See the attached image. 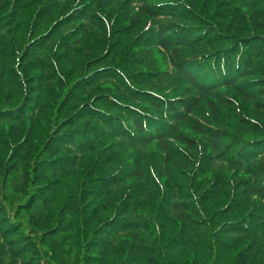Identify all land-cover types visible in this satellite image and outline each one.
I'll return each instance as SVG.
<instances>
[{
	"label": "trees",
	"instance_id": "16d2710c",
	"mask_svg": "<svg viewBox=\"0 0 264 264\" xmlns=\"http://www.w3.org/2000/svg\"><path fill=\"white\" fill-rule=\"evenodd\" d=\"M0 242L264 264V0H0Z\"/></svg>",
	"mask_w": 264,
	"mask_h": 264
},
{
	"label": "rangeland",
	"instance_id": "374dc122",
	"mask_svg": "<svg viewBox=\"0 0 264 264\" xmlns=\"http://www.w3.org/2000/svg\"><path fill=\"white\" fill-rule=\"evenodd\" d=\"M149 56H150L149 54H146V60L147 61H150ZM155 60L157 61V63L160 66H165V62L162 59V56H158ZM7 193H8L9 198L12 200L13 205L16 204L15 203L16 200L18 203V201H20L22 199V194L18 190L16 191V189L14 187L10 186L9 188H7ZM56 208H57V206H55V205L52 206V210H54ZM52 210L46 209L42 204H39L36 206L35 212L31 213V214H33L32 216L29 215V213H24L21 216L22 218H19V219H21L22 222L25 224V229L27 230V229H30V225H32L33 220L31 218L34 217L35 219H39L42 222H46L49 220V218L47 217V214L49 212H51ZM14 211H15V207H14ZM67 220H68V218H67ZM1 244L2 243L0 242V246H2ZM0 253H1L0 254L1 255L0 260L2 261V264H14L11 257L9 256V254L3 255L1 248H0Z\"/></svg>",
	"mask_w": 264,
	"mask_h": 264
}]
</instances>
